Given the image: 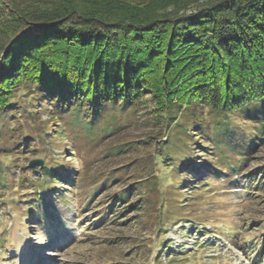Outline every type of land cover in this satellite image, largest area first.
I'll return each instance as SVG.
<instances>
[{
  "label": "trees",
  "instance_id": "obj_1",
  "mask_svg": "<svg viewBox=\"0 0 264 264\" xmlns=\"http://www.w3.org/2000/svg\"><path fill=\"white\" fill-rule=\"evenodd\" d=\"M8 7L14 33L0 44L1 150L33 151L37 144L29 141L53 131L101 139L121 128L149 92L169 138L160 139L156 154L138 168L155 172L159 162L174 172L206 167L207 178L229 177L263 140L264 0H0V9ZM29 95L36 98L22 101ZM56 108L68 118L60 128L43 123L38 133H25V122L35 124L43 109ZM77 111L81 130L70 122L80 118ZM189 133L197 136L192 141L208 137L226 169L197 160L185 139ZM6 169L0 162L2 193L11 188ZM59 170L43 168L39 180L54 185ZM152 177L114 192L106 214L120 203L124 209L155 203L152 192L166 211L164 192L172 190L164 187L162 172ZM114 178L107 175L102 186ZM137 189L142 198L131 204ZM245 243L264 248L259 240Z\"/></svg>",
  "mask_w": 264,
  "mask_h": 264
},
{
  "label": "rangeland",
  "instance_id": "obj_2",
  "mask_svg": "<svg viewBox=\"0 0 264 264\" xmlns=\"http://www.w3.org/2000/svg\"><path fill=\"white\" fill-rule=\"evenodd\" d=\"M13 1L25 5L33 0ZM0 10L1 44L14 33V26L10 7ZM31 98L36 97L25 96L22 101ZM151 98L146 93L141 108L101 139L53 131L29 141L37 144L33 151L0 149L5 169L12 162L5 171L11 188L0 192V264H264V248L245 243L264 244V134L245 165L229 177L207 178L206 167L174 172L175 167L159 162L158 171L143 170L139 165L156 154L160 139L169 138V128L155 118L161 111H156ZM40 99L51 108L47 97ZM55 110L43 109L35 124L25 122V133L36 134V126L43 123L60 128L68 118L59 117L60 108ZM87 110L91 112V107ZM78 116L70 122L81 130L83 114ZM85 117L93 120L89 113ZM194 138L189 133L185 139L191 140L190 152L197 154V160L225 170L226 163L220 162L210 139ZM36 158L43 164L31 167ZM52 165L60 169V175L52 178L54 190L46 179L39 180L41 169ZM160 171L164 187L172 190L164 192L170 199L166 211L160 206L161 195L152 192L155 203L138 209H124L120 203L106 214L114 192L134 181L151 180ZM109 174L114 180L102 186ZM248 182L257 185L250 188ZM135 190L131 204L142 198Z\"/></svg>",
  "mask_w": 264,
  "mask_h": 264
},
{
  "label": "water",
  "instance_id": "obj_3",
  "mask_svg": "<svg viewBox=\"0 0 264 264\" xmlns=\"http://www.w3.org/2000/svg\"><path fill=\"white\" fill-rule=\"evenodd\" d=\"M30 166L35 167V166H41L43 164V160L41 158H36L30 161Z\"/></svg>",
  "mask_w": 264,
  "mask_h": 264
}]
</instances>
